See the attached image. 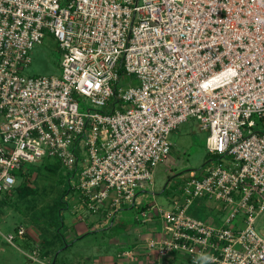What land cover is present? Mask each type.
Listing matches in <instances>:
<instances>
[{"label":"built area","instance_id":"obj_1","mask_svg":"<svg viewBox=\"0 0 264 264\" xmlns=\"http://www.w3.org/2000/svg\"><path fill=\"white\" fill-rule=\"evenodd\" d=\"M48 35L60 73H24ZM188 117L208 131L210 159L168 207L145 208ZM45 158L77 210L107 211L102 225L127 208L161 218L142 264H264V0H0V193ZM204 197L222 224L190 215Z\"/></svg>","mask_w":264,"mask_h":264},{"label":"rangeland","instance_id":"obj_2","mask_svg":"<svg viewBox=\"0 0 264 264\" xmlns=\"http://www.w3.org/2000/svg\"><path fill=\"white\" fill-rule=\"evenodd\" d=\"M31 58L24 70L28 75L61 71V53L51 35L34 46ZM129 80L134 82L136 78L127 77L124 82ZM80 101L82 105L85 102L83 97ZM88 105L85 103L84 109ZM207 135L208 131L194 117H188L172 131L168 158L155 166L154 183L147 185L141 195L145 208L156 204L168 207L171 198L181 194L180 187L189 172L200 170L210 159L205 143ZM44 160L58 161L57 158ZM64 171L61 166L60 173L65 178L46 168L33 170L27 177L29 193L23 196L0 193V264H142L145 249L141 239L162 229L161 218L144 222L139 208H127L118 212L112 223L110 220L102 225L107 211L99 212L95 218L97 226L93 228L97 230L76 240L88 230H82L80 223L93 215L86 210H74L79 203L75 194L68 197L67 193L63 194L67 185ZM61 197L70 201L73 208L66 209ZM189 213L204 220L214 218L218 224L225 218L217 200L207 197L196 199ZM257 220L258 227L264 226V213ZM20 227L23 235H16L12 242L4 238ZM128 250L137 252L133 259L124 255Z\"/></svg>","mask_w":264,"mask_h":264},{"label":"trees","instance_id":"obj_3","mask_svg":"<svg viewBox=\"0 0 264 264\" xmlns=\"http://www.w3.org/2000/svg\"><path fill=\"white\" fill-rule=\"evenodd\" d=\"M60 167H61V164L60 162L58 161H55V162H51V161H41L39 163H34V164H28L27 165V168H28V171L26 172L27 174H24V173H21V172H17L19 174V177H20V182L19 184L15 187V189L11 192V193H7L8 195L9 194H19L21 196L27 194L30 192V187L27 183V177L28 175L30 174L31 171L33 170H38L40 168H46L47 170L49 169L50 171L52 172H58L60 176H62L63 178H65L61 173H60ZM67 181V180H66ZM71 192L70 188H69V184H68V181H67V185L66 187L64 188V191H63V194H66L67 193V197H68V194ZM6 194V195H7ZM63 197V196H62ZM61 197V202L62 203H65L66 204V209H69L71 208V203L70 201H65L63 198ZM66 197V198H67ZM63 217H62V222H63ZM19 229V228H18ZM18 229L16 231V235L19 236L18 234ZM97 229H94V230H89L87 232H85L84 234L80 235L77 239L79 238H82L84 237L85 235L87 234H90L92 232H95ZM23 235V234H22ZM73 240H71L70 242H68L67 244L70 245L72 243Z\"/></svg>","mask_w":264,"mask_h":264},{"label":"crops","instance_id":"obj_4","mask_svg":"<svg viewBox=\"0 0 264 264\" xmlns=\"http://www.w3.org/2000/svg\"><path fill=\"white\" fill-rule=\"evenodd\" d=\"M73 208V206H71V209ZM74 210H77L76 208H74ZM78 211H80V210H78ZM82 211H84V210H82ZM92 215V218L90 217V219L89 220H87V222H81L80 224V226L83 228H81L82 230H86V229H88L87 231H89V230H94L93 228L95 227V226H97V224H96V219L95 218H97V213H92V212H90ZM74 227V230H77V228L75 227V225H73ZM70 229V228H69Z\"/></svg>","mask_w":264,"mask_h":264}]
</instances>
